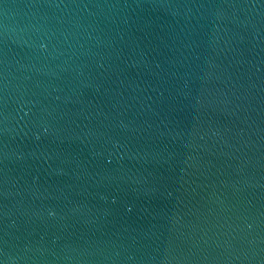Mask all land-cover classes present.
Masks as SVG:
<instances>
[{"label": "water", "instance_id": "95a60500", "mask_svg": "<svg viewBox=\"0 0 264 264\" xmlns=\"http://www.w3.org/2000/svg\"><path fill=\"white\" fill-rule=\"evenodd\" d=\"M0 264H264V0H0Z\"/></svg>", "mask_w": 264, "mask_h": 264}]
</instances>
